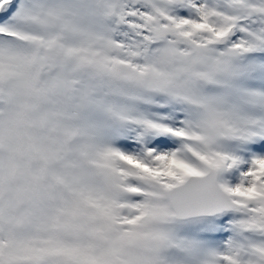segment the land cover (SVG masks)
I'll list each match as a JSON object with an SVG mask.
<instances>
[{
  "label": "snow or ice",
  "instance_id": "1",
  "mask_svg": "<svg viewBox=\"0 0 264 264\" xmlns=\"http://www.w3.org/2000/svg\"><path fill=\"white\" fill-rule=\"evenodd\" d=\"M0 264H264V0H0Z\"/></svg>",
  "mask_w": 264,
  "mask_h": 264
}]
</instances>
